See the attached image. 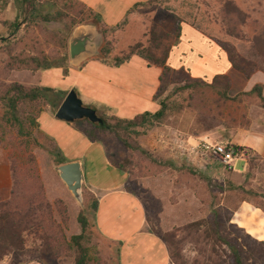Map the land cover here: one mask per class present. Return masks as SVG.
Wrapping results in <instances>:
<instances>
[{
	"label": "rangeland",
	"instance_id": "rangeland-1",
	"mask_svg": "<svg viewBox=\"0 0 264 264\" xmlns=\"http://www.w3.org/2000/svg\"><path fill=\"white\" fill-rule=\"evenodd\" d=\"M38 1L44 4L43 14L57 15L58 12H64L63 18L51 22H43L39 18L32 26L31 33L24 30L25 22L22 21L20 31L14 35L9 25L20 17L19 10L14 1L5 5L0 0V38L15 36L9 48L19 58H39L43 61L44 57H48L52 65L68 67L69 71L72 68L69 39L73 31L83 25L95 26L102 34L99 53L109 44L112 49L110 59L124 57L138 43H142L144 49L151 48L154 40L161 47L153 49V52L161 57L169 43L168 38L183 22L197 26L218 40L241 58L243 63L249 61L256 46V52L260 56L264 55V0H151L136 10L121 29L105 33L94 19L88 18L87 11L76 3L68 2L61 10V7L53 5L54 0ZM0 47L5 46L0 44ZM8 61V53L1 51L0 85L22 81L28 87H36V72L9 70L6 68ZM235 70L232 71V79L234 93H238L236 95L230 93L231 86L228 88L226 80H221L213 87L204 83H191L195 87L183 90L182 87L190 83L187 75L170 73L164 78L158 94V101H164L167 106L166 118L162 122L137 129L139 134H133L129 148L116 133L104 131L98 137L106 146L112 164L126 163L130 174L128 190L142 201L149 230L166 241L171 253V264H231L230 250L221 245L215 236V231L219 229L221 236L249 249L246 244L250 241L243 232L226 226L229 216L226 207L232 208L243 196L242 193L238 196L237 192L231 191L230 182L245 185L248 167L244 174H240L225 168L216 158H204L192 151L203 140L240 146L250 131H264V107L256 95L241 97L236 102L220 101L219 92L223 90H227L228 95L234 98L243 93L241 91L249 92L257 85L264 86V72H255L248 79ZM65 77L45 79L44 83L48 86L44 87L68 90L70 81ZM62 102L61 98L56 101L57 104ZM45 109L58 111L52 105L45 106ZM107 121L115 123L111 119ZM19 141L21 145L18 146L24 158L29 155L34 157L45 197L53 208L54 228L62 227L70 242L73 236L82 234L78 221L80 213L83 211L91 220L92 212L86 209L89 188L84 185L83 204H80L57 172L60 166L57 162L62 160V156L36 128L30 136ZM31 168V165H27L21 177H34ZM2 175L4 179L1 185L4 186L6 178L8 180L10 176L12 186L10 192L6 191L9 192L8 195L5 193L6 198L0 196V216L3 214L1 205L10 201L14 187L10 151L0 142V177ZM29 180L22 196L39 192L33 178ZM0 193L5 195L2 189ZM59 201L63 202V207L58 205ZM217 210L221 213L219 222H223V228L215 225ZM196 223L201 224L194 227ZM46 240L42 229H28L24 233L22 249L0 257V264H75L74 251H65L57 257L54 250L45 247L48 243ZM82 240L93 264H97L98 260H102L103 264H118L117 247L102 239L94 228L83 232ZM247 252L244 256H250ZM216 253L222 256L220 263L217 262ZM211 258H214L213 261Z\"/></svg>",
	"mask_w": 264,
	"mask_h": 264
},
{
	"label": "crops",
	"instance_id": "crops-1",
	"mask_svg": "<svg viewBox=\"0 0 264 264\" xmlns=\"http://www.w3.org/2000/svg\"><path fill=\"white\" fill-rule=\"evenodd\" d=\"M78 1L100 16L107 28L122 24L148 3V0ZM167 65L174 71L184 72L194 80L207 83H212L216 77L226 76L231 80L230 93L238 94L233 90L232 71L235 69L228 53L192 24H182L180 37L169 52ZM162 73V68L150 66L139 56H133L120 67L92 58L79 67L72 66L65 77L71 82L70 89L63 92L74 89L82 101L98 113L108 110L116 117L132 119L145 112L156 113L160 110L155 96L160 89ZM34 75L38 76L34 79L37 81L34 85L43 87L48 86L44 83L45 79H64L61 68L37 71ZM19 83L23 84L22 81ZM56 112L45 109L40 114V131L56 146L64 164L80 162L84 185L98 199L94 223L103 238L117 246L119 263L171 264L165 242L148 228L142 201L128 190L130 177L127 173L111 163L102 141L91 140L85 133L88 128L86 120L67 123L58 120ZM240 146L251 149L264 160V131H250ZM234 171L244 174L247 171L246 159H238ZM2 178L3 175L0 177V189L5 194L10 190L12 180L9 176L3 186ZM6 194L0 193V196L6 198ZM232 223L254 239L264 242V212L251 203L239 205L232 215Z\"/></svg>",
	"mask_w": 264,
	"mask_h": 264
},
{
	"label": "trees",
	"instance_id": "trees-1",
	"mask_svg": "<svg viewBox=\"0 0 264 264\" xmlns=\"http://www.w3.org/2000/svg\"><path fill=\"white\" fill-rule=\"evenodd\" d=\"M9 1H14L15 6L18 8L20 13V17L18 16L16 21L9 25V29L13 30L12 34L14 35L20 31L19 25L22 21L25 22L24 30L28 31V33H31L33 29L32 26L39 18L42 19L43 22H51L62 19L64 15V12H58L57 15L43 14L42 9L44 8V4H42V2H39L38 0H3L5 5H7ZM150 1L151 0H148V3ZM68 2H70V4L76 3L83 9H85L88 13V18L94 19L102 27L103 33L121 29L129 21L128 19H126L122 24L116 26L115 28H107L102 23L100 16H98L94 11L83 6L78 0H54L53 5L61 7L62 10V8L66 6ZM20 18H22L21 21L19 20ZM184 23L190 24L188 22H183L178 25L177 30L175 31L173 36H170L168 38L169 43L162 51L161 57L156 56L153 52V49H160L161 47V45L158 44L156 40H154L151 48L144 49V45L142 43H138L129 49L127 55H125L124 57H115L114 59H110L112 49L108 44L101 49L97 59L111 66L120 67L121 65L130 61L133 56H139L146 60L150 66H157L162 68L163 73L160 78L162 85L164 83V78L170 73L186 74L181 71H174L167 65L169 52L174 43L179 39L180 30L182 24ZM4 25L7 26V23H4ZM73 25L76 26L77 23H73ZM198 29L202 31L200 28ZM232 31L236 32L235 29H233ZM203 33L210 39L216 41L228 53L234 69L244 74L247 78L251 77L255 72H264V55L262 54L260 56L256 52L257 46L253 48L252 55H250L248 58L249 61L243 63L241 58H238L233 51H230L222 43H220L218 40H215L205 32ZM232 35L234 34L232 33ZM13 39H15V36H13L12 38H0V44L5 46L0 47V52L5 51L6 53H8L9 57V61L6 64L7 69L19 71L32 70L33 72H37L40 70H49L56 67L63 68L64 76L69 75L68 67L61 65L54 66L50 63L48 57H44L43 61H41L39 58H19L15 56L12 52V49L9 48V44H12ZM256 58L258 59V62ZM187 77L189 78L190 83H188L186 87H182L183 90H185L186 88L195 87V83H204L209 85L210 87H213V85L219 83L221 80H226L228 88H230L231 86L230 79L226 76L216 77L211 84L199 80H194L188 75ZM191 83H194L195 85H192ZM263 89L264 86L257 85L251 91L243 92L234 98H231L228 95L227 90H223L219 92L220 101L225 100L236 102L241 97L256 95L260 100L262 107H264ZM68 93L69 92L58 91L53 88L42 86L28 87L19 82L4 83L0 85V142L8 151H10L11 170L14 181V187L13 192L11 193L10 201L1 205V207H3V214L2 216H0V257H3V255H6L13 251L21 250L24 244V233L28 229L32 228L43 230L44 236H46L47 239L46 241L48 242L45 247L48 250H54L57 257L59 255H63L65 251H74L75 264H93L92 259L89 256V251L83 246L82 243L83 232H85L86 230L94 228L102 239L111 243L107 239L103 238L94 223L93 218L95 212L97 211L98 199L91 191L87 193L86 197V209L92 212L91 220L86 214L83 213V211L78 217V221L82 228V234L73 236L72 240L68 242L63 228L60 226H57L56 229L54 228L53 208L45 197L44 187L40 182L34 157L32 155H29V157L24 158L23 153L18 146V144L21 145L19 139H22L25 136H30L34 128H36L41 133L38 118L44 111L45 106L52 105V108L59 109L62 103L57 104V99L61 98L64 101ZM159 93L160 92L158 91V94ZM158 94L155 96V100L160 105V110L158 112H145L143 114L135 116L132 119H124L112 115L108 110H104L102 112H99L100 117H102L104 120V125L92 124L86 120L85 123L87 124L88 128L85 130V133L91 140L94 141L98 139L101 132L109 131L112 133H116L118 138L124 142L126 147L129 148L131 145L130 141L132 140L133 134H139L137 129L151 127L155 122H162L166 118L167 106L165 105L164 101H158ZM108 119L114 120L115 123H109L107 121ZM14 133L16 135H14ZM229 147L235 151L236 155H243L244 159H246L248 173L245 176L247 180L245 185L230 182L231 191L237 192L238 196L242 193L243 196L240 197L241 199L239 200V202L232 208L226 207L229 211L226 226L229 225L243 232L244 236L250 241L246 244L249 249L246 250L244 246L238 244V242L221 236L220 229L215 231V236L216 238H218L221 245L227 247L230 250L229 256L231 264H264V242L254 239L252 236L246 233L244 229L232 223L233 213L237 211L239 205L243 202L251 203L264 212V160L247 147L238 145H229ZM247 151H250V153ZM62 164H64L63 160L57 162V165ZM27 165L32 166L31 170L32 173H34V177H21V172ZM114 165L120 170L126 172L128 176L130 175L127 170L126 163H118ZM29 178H33V182L37 185V189H39V192L31 195L28 194V196L24 194L22 196L23 188L25 186H28L29 181H31L29 180ZM258 183H260L259 186ZM258 199H261L262 201L257 202ZM58 205L62 207L64 206L63 202L61 201L58 202ZM64 209L66 210L65 207ZM220 215V211L217 210L214 215L215 219L217 220L215 225H217L218 228H223V222H219ZM200 224L201 223H196L194 224V227H199ZM163 241L165 242L169 250L171 261L170 249L166 241ZM246 252L250 256H244ZM215 257L217 259V262L220 263L222 261V256H219L217 253ZM213 259L214 258H211V261H213ZM39 263L43 264L42 262ZM98 263L103 264L102 260H98L97 264ZM117 263L120 264L118 260V249Z\"/></svg>",
	"mask_w": 264,
	"mask_h": 264
},
{
	"label": "water",
	"instance_id": "water-1",
	"mask_svg": "<svg viewBox=\"0 0 264 264\" xmlns=\"http://www.w3.org/2000/svg\"><path fill=\"white\" fill-rule=\"evenodd\" d=\"M102 40V34L95 26L77 27L69 39L70 64L73 67H79L86 60L98 56ZM55 116L58 120L67 123L87 120L92 124L104 125V120L98 111L85 106L74 89L67 94ZM57 172L68 191L80 204H83L84 176L80 162L62 164L57 167Z\"/></svg>",
	"mask_w": 264,
	"mask_h": 264
},
{
	"label": "built area",
	"instance_id": "built-area-1",
	"mask_svg": "<svg viewBox=\"0 0 264 264\" xmlns=\"http://www.w3.org/2000/svg\"><path fill=\"white\" fill-rule=\"evenodd\" d=\"M192 151L204 158H216L225 168L233 171L236 161L244 158L243 155H236L235 151L224 142L212 143L203 140Z\"/></svg>",
	"mask_w": 264,
	"mask_h": 264
}]
</instances>
